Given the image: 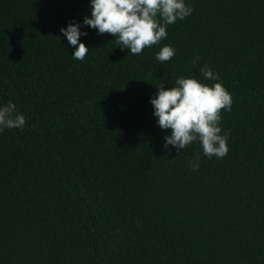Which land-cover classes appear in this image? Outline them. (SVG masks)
I'll list each match as a JSON object with an SVG mask.
<instances>
[{
  "label": "trees",
  "instance_id": "obj_1",
  "mask_svg": "<svg viewBox=\"0 0 264 264\" xmlns=\"http://www.w3.org/2000/svg\"><path fill=\"white\" fill-rule=\"evenodd\" d=\"M186 2L139 55L83 26L81 61L60 28L89 0H0V104L26 118L0 131V264H264V0ZM205 65L232 95L221 159L166 149L149 102Z\"/></svg>",
  "mask_w": 264,
  "mask_h": 264
},
{
  "label": "clouds",
  "instance_id": "obj_2",
  "mask_svg": "<svg viewBox=\"0 0 264 264\" xmlns=\"http://www.w3.org/2000/svg\"><path fill=\"white\" fill-rule=\"evenodd\" d=\"M90 14L82 21H69L60 32L73 48L71 56L84 60L89 48L80 39L87 36L83 26L95 29L98 34L109 33L116 37L117 45L132 55H139L146 47L159 44L167 37L168 25L184 20L193 12L186 0H89ZM177 50L164 44L156 53L157 61H170ZM206 84L198 78L180 76L174 84L155 86L157 91L149 97L153 116L164 136V147H174L177 152L198 143L202 155L221 159L228 154V134L220 126L221 111H231L232 95L210 66L200 70ZM168 84L170 87H165ZM25 116L14 102L0 104V131L21 129ZM200 155L190 161L193 170L198 167Z\"/></svg>",
  "mask_w": 264,
  "mask_h": 264
}]
</instances>
